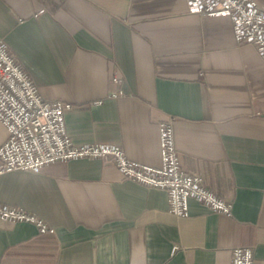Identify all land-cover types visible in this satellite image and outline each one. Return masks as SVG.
Here are the masks:
<instances>
[{
    "label": "crops",
    "instance_id": "0c3cea01",
    "mask_svg": "<svg viewBox=\"0 0 264 264\" xmlns=\"http://www.w3.org/2000/svg\"><path fill=\"white\" fill-rule=\"evenodd\" d=\"M0 37L45 99L73 105L76 145L161 167L173 118L182 169L233 205L228 217L190 199L178 218L166 191L99 159L3 174L0 203L55 232L0 220V264H231L237 247L264 264V61L228 17L186 0H0ZM8 136L0 122V147Z\"/></svg>",
    "mask_w": 264,
    "mask_h": 264
},
{
    "label": "built area",
    "instance_id": "2783aa9c",
    "mask_svg": "<svg viewBox=\"0 0 264 264\" xmlns=\"http://www.w3.org/2000/svg\"><path fill=\"white\" fill-rule=\"evenodd\" d=\"M186 1L194 14L228 17L237 44L254 47L264 61V10L257 0ZM112 82L117 83L118 77ZM112 96L124 94L113 92ZM72 108L71 103L45 99L0 37V122L9 134L0 147V175L40 173L48 165L78 159L106 160L113 162L125 179L166 191L169 210L178 218L189 216L190 199L217 213L232 215V203L208 189L202 176L191 175L182 169L173 118L159 125L162 165L151 167L128 159L123 148L116 144L76 145L66 127V114ZM0 220L32 224L40 234L55 232L35 214L2 203ZM231 264H255L254 250L235 248Z\"/></svg>",
    "mask_w": 264,
    "mask_h": 264
}]
</instances>
